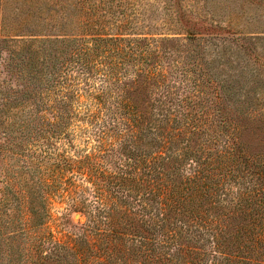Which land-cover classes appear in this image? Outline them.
I'll return each mask as SVG.
<instances>
[{
    "label": "trees",
    "instance_id": "16d2710c",
    "mask_svg": "<svg viewBox=\"0 0 264 264\" xmlns=\"http://www.w3.org/2000/svg\"><path fill=\"white\" fill-rule=\"evenodd\" d=\"M77 40L9 51L0 264H264V156L226 111V81L139 39ZM63 191L84 220L56 237L44 223Z\"/></svg>",
    "mask_w": 264,
    "mask_h": 264
},
{
    "label": "rangeland",
    "instance_id": "374dc122",
    "mask_svg": "<svg viewBox=\"0 0 264 264\" xmlns=\"http://www.w3.org/2000/svg\"><path fill=\"white\" fill-rule=\"evenodd\" d=\"M98 32L162 47L164 64L189 66L194 58L204 70L212 68L226 81V111L242 139L264 156V0H0V84L13 73L11 48L78 45L77 37ZM79 122L66 130L74 148L86 150L92 144ZM65 193L48 202L44 224L56 237L84 220Z\"/></svg>",
    "mask_w": 264,
    "mask_h": 264
}]
</instances>
